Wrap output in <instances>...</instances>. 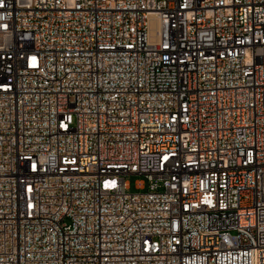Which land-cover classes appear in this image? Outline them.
<instances>
[{
  "label": "built area",
  "instance_id": "obj_1",
  "mask_svg": "<svg viewBox=\"0 0 264 264\" xmlns=\"http://www.w3.org/2000/svg\"><path fill=\"white\" fill-rule=\"evenodd\" d=\"M0 264H264V0H0Z\"/></svg>",
  "mask_w": 264,
  "mask_h": 264
},
{
  "label": "rangeland",
  "instance_id": "obj_2",
  "mask_svg": "<svg viewBox=\"0 0 264 264\" xmlns=\"http://www.w3.org/2000/svg\"><path fill=\"white\" fill-rule=\"evenodd\" d=\"M126 181L130 184V193H138L139 191L137 190V184L139 182H144V177L140 176H128L126 177ZM148 191V186H146L144 192Z\"/></svg>",
  "mask_w": 264,
  "mask_h": 264
}]
</instances>
